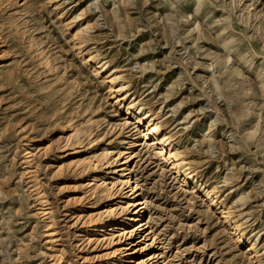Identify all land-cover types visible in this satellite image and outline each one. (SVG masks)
<instances>
[{
  "label": "rangeland",
  "instance_id": "rangeland-1",
  "mask_svg": "<svg viewBox=\"0 0 264 264\" xmlns=\"http://www.w3.org/2000/svg\"><path fill=\"white\" fill-rule=\"evenodd\" d=\"M90 56L172 131L187 183ZM252 243L264 264V0H0V264H258Z\"/></svg>",
  "mask_w": 264,
  "mask_h": 264
},
{
  "label": "bare ground",
  "instance_id": "bare-ground-1",
  "mask_svg": "<svg viewBox=\"0 0 264 264\" xmlns=\"http://www.w3.org/2000/svg\"><path fill=\"white\" fill-rule=\"evenodd\" d=\"M81 15L82 14L80 13L75 18H79L78 20H80ZM90 29H91V25L86 24L83 29L77 30L73 35L74 40H76V42H77L76 45H78V49L80 51L84 47V40L81 36L84 32L88 33V31H90ZM94 60L95 59L91 56L84 59V61L86 63L88 62L90 64L94 63ZM97 65H96V61H95V63L92 65V69L94 71H96L97 74H100V73L106 74L105 78L110 85L108 92L110 94L115 95V103H119V104L125 103L126 104V106H127L126 107V114L129 117L132 116V118H134V125L136 128H138V130L141 131L140 133H142V136L145 139L150 140L152 145H155L161 154L167 155L168 159H173V161H174L173 167L176 170V172L182 173L184 175L185 182L188 181L187 172L190 169V167H189L190 161L178 149V145L174 141L173 136L170 135L172 131L162 127L161 117L158 114H155V113L151 112L150 110H145V109L143 110L142 107L136 109L134 107L135 104L132 103L133 101H128L127 97H129L130 95H129V91L127 89V82L123 81V79L118 75L119 71H116L115 69L109 70V69H107V67H105L106 65L105 66H103V65L97 66ZM123 91L125 92L124 94L121 93ZM25 155L26 156L24 157L23 163L26 167H24V168H26L28 170L29 174H32V172H33L31 170V168L33 166L32 165L33 161L31 159L32 155L30 152H26ZM33 179H34V176H33ZM132 180L133 179L130 177V175H128L127 180L123 181V183L128 185V187L130 188L131 195L136 198L137 194H138V191H136L137 186L136 185L134 186L135 182L131 183ZM36 187H38V186H36ZM34 191H35V195H36L37 199L43 204L42 216H44L45 217L44 219L48 222V228L46 231L47 232L46 235L49 238L48 242L49 243L53 242L55 230L53 229L54 224H53V218H52L50 208L47 206V201L43 198V195L40 192V189L36 188ZM204 196H205V198L208 201V204L210 206H219L220 205V202L218 201V196H217V192H216L215 187H213ZM141 202H140V200L131 202L128 204V206L125 208V210L128 209L130 206L133 207L134 209H138V207H139L140 210H144L146 207L145 202H143V201H141ZM221 208L222 207H220L219 209H221ZM140 210L137 212L140 213ZM111 213H113V210L106 211V216L111 215ZM221 214H222L221 218H223L224 222H230L231 221L232 217H231V213L229 210L222 211ZM136 218H137L136 221H139L140 216H137ZM141 218H142V216H141ZM132 221H135V220H132ZM141 224H143V223H141ZM124 231H126V230H124ZM229 232H230V234L237 236L238 239L243 238L244 234H245L241 230L240 224H232V226L229 227ZM128 233H129V236H131L133 234L132 232H127V234ZM247 249H248V252L250 253L251 257H253L258 264H261L262 263L261 255H259L258 252L255 250V244L252 243V245L249 246Z\"/></svg>",
  "mask_w": 264,
  "mask_h": 264
}]
</instances>
